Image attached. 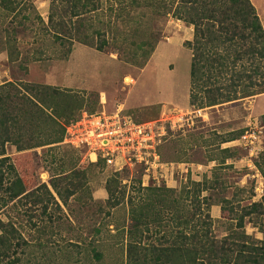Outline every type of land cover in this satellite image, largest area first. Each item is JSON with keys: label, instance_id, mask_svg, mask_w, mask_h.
I'll return each mask as SVG.
<instances>
[{"label": "rangeland", "instance_id": "1", "mask_svg": "<svg viewBox=\"0 0 264 264\" xmlns=\"http://www.w3.org/2000/svg\"><path fill=\"white\" fill-rule=\"evenodd\" d=\"M250 1L264 29V0ZM87 2L81 1V5ZM100 2L103 6L97 13L83 14L82 25H75L79 18L69 20L62 14L65 7L61 0H0V85L5 81L14 83L23 93L22 85L49 86L67 91L69 100H73L69 114L58 117L55 123L41 125L43 139L49 134H62L65 126L82 112L112 113L121 107L135 121L144 122L156 118L162 107L184 112L193 109L189 104L190 52L184 45L192 40L193 28L174 19L171 13L141 18L145 11L142 16L135 15L142 8L130 10L127 2L131 0ZM120 8L126 10L124 17L127 12L135 15L126 25L120 21ZM52 13L53 20L62 23L55 30L48 25ZM108 15L115 25L105 29ZM63 26L73 29V36L61 35L58 30ZM139 28L157 36L149 56L138 48L142 36ZM132 29L136 31L133 35ZM97 32L106 39L102 52L95 48L100 42ZM57 34L70 40V44L55 41ZM64 105L60 99L58 106ZM200 111L192 127L169 132L159 148L164 164H192L188 173L170 176L163 168L145 177L143 186L140 169H124L115 177L101 164L82 163L81 151L62 143L20 152L6 146L5 153L23 183L24 194L36 191L0 206V221L11 222L24 240L17 255L8 253L0 264H12L14 258L18 259L14 264H126L122 229L131 222L127 199L143 198L144 189L150 186L173 190V197L193 211L192 191L185 198V190L191 188L189 182L205 180L206 190L198 200L201 209L205 203L210 204V229L218 239L225 237L229 228L235 229L233 219L243 213L242 208L260 202L259 211L264 213V177L255 167L264 154V93ZM255 124L261 133L255 144L257 151L250 157L247 150L231 142ZM107 180L114 193L113 208L106 202ZM161 216L162 227L156 228L162 234L170 231L173 224L171 213ZM244 222L246 235L261 240L264 215L257 219L256 215L247 216Z\"/></svg>", "mask_w": 264, "mask_h": 264}, {"label": "trees", "instance_id": "2", "mask_svg": "<svg viewBox=\"0 0 264 264\" xmlns=\"http://www.w3.org/2000/svg\"><path fill=\"white\" fill-rule=\"evenodd\" d=\"M81 1L88 2L81 5ZM140 2L138 4L137 1L131 0L127 2V6L129 5L130 10H135L136 6L141 7L142 10L135 13L142 16L145 11V17L141 18H146V14H149L151 19L155 15L162 17L171 13L174 19L193 28L192 40L184 44L190 52L189 104L193 108L213 107L264 93V29L250 0ZM61 5L65 7L62 14L69 20L79 18L75 19V25H82V15L97 13L103 2L61 0ZM85 6L89 8L85 9ZM79 7L85 10H79ZM120 9V21L126 25L135 15L127 12L124 17L126 10ZM53 16V13L50 14L48 25L55 30L62 23L53 20ZM110 19L109 16V19L103 22L105 29L106 26L109 29L115 25V20ZM61 28L58 30L61 35L73 36V29L67 26ZM137 31L142 33L138 48L149 56L155 48L156 42L153 40L157 36L147 29L139 28ZM135 33L136 31L131 35ZM95 34L100 41L95 48L102 52L106 39L100 37L99 32ZM61 35H55L54 40L62 45L68 40ZM22 86L26 90L24 93L14 83L6 82L0 85V206H6L7 202H12L18 197L33 195L36 191L24 194L23 183L5 153L6 146H14L16 151L20 152L61 143L64 132L49 134L48 138L43 139L41 125L55 123L58 117L69 114L73 105L67 91L61 92L49 86ZM60 99L65 103L62 108L58 106ZM261 124L264 125V115L261 116ZM96 164L103 165L100 161L90 165ZM255 167L264 177V154H261ZM118 174H114L115 177ZM205 183V180L189 182L191 188L185 190V198H188L192 191L191 198L195 201L193 211L190 208L185 209L184 202L173 197V190L163 187L150 186L144 189L146 193L143 198L135 201V196H130L127 199V213L131 222L124 227L125 230L122 229L126 238V264H264V234L261 240H255L244 232L245 217L256 215L257 219L264 215L259 211L260 202L242 208L243 213L233 219L236 221L235 229L229 228L230 232L225 237L215 238L209 224L210 204L205 203L206 207L201 209L198 200L200 193L206 190ZM70 185L73 189L77 188V185ZM51 186L53 190L56 189L54 184ZM42 187L46 189L45 185ZM105 189L108 195L106 202L113 208L116 203L112 202L114 193L110 180L106 181ZM46 191L52 198L49 191ZM170 213L173 225L170 231L161 234V229L156 228L162 227L161 215ZM196 216L198 219L193 220ZM193 221L197 222L198 226L194 225ZM154 235L159 237L156 239ZM22 245L24 240L13 224L0 221V262L9 256L8 253L16 256L18 248ZM95 256L99 259L98 254ZM16 262L17 258L11 260L12 264Z\"/></svg>", "mask_w": 264, "mask_h": 264}, {"label": "built area", "instance_id": "3", "mask_svg": "<svg viewBox=\"0 0 264 264\" xmlns=\"http://www.w3.org/2000/svg\"><path fill=\"white\" fill-rule=\"evenodd\" d=\"M202 110V109H200ZM200 110L184 112L173 107H162L156 118L137 122L126 114L121 107L114 112H82L64 128L62 144L82 153V163L103 166L114 174L124 169L141 170V184L153 172L167 169L170 176L174 173L181 177L188 173L191 166L183 163L164 164L159 148L166 141L169 132H182L193 126V119L201 116ZM259 126L249 125L239 139L231 142L248 151L253 156L257 151L260 135Z\"/></svg>", "mask_w": 264, "mask_h": 264}, {"label": "crops", "instance_id": "4", "mask_svg": "<svg viewBox=\"0 0 264 264\" xmlns=\"http://www.w3.org/2000/svg\"><path fill=\"white\" fill-rule=\"evenodd\" d=\"M5 82H7V81H5ZM2 83H4V82H2ZM1 83V84H2ZM103 107V106H102ZM244 162H245V160H244ZM238 163H240V161L238 162ZM234 164H237V161L236 162H234ZM192 164H190L189 166H191ZM245 165L248 167V165L246 164V162H245ZM192 167V166H191Z\"/></svg>", "mask_w": 264, "mask_h": 264}, {"label": "bare ground", "instance_id": "5", "mask_svg": "<svg viewBox=\"0 0 264 264\" xmlns=\"http://www.w3.org/2000/svg\"><path fill=\"white\" fill-rule=\"evenodd\" d=\"M125 82H127V83H128V82H129V79H128V78H125ZM130 82H131V81H130Z\"/></svg>", "mask_w": 264, "mask_h": 264}, {"label": "clouds", "instance_id": "6", "mask_svg": "<svg viewBox=\"0 0 264 264\" xmlns=\"http://www.w3.org/2000/svg\"><path fill=\"white\" fill-rule=\"evenodd\" d=\"M63 140V139H62ZM62 143V142H61Z\"/></svg>", "mask_w": 264, "mask_h": 264}]
</instances>
